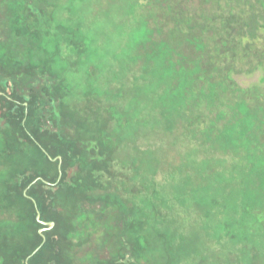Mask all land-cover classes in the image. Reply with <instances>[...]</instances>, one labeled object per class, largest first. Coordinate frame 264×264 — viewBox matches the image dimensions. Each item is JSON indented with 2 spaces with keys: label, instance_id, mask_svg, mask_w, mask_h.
<instances>
[{
  "label": "trees",
  "instance_id": "16d2710c",
  "mask_svg": "<svg viewBox=\"0 0 264 264\" xmlns=\"http://www.w3.org/2000/svg\"><path fill=\"white\" fill-rule=\"evenodd\" d=\"M0 264H264V0H0Z\"/></svg>",
  "mask_w": 264,
  "mask_h": 264
},
{
  "label": "water",
  "instance_id": "95a60500",
  "mask_svg": "<svg viewBox=\"0 0 264 264\" xmlns=\"http://www.w3.org/2000/svg\"><path fill=\"white\" fill-rule=\"evenodd\" d=\"M60 167H61V165H60ZM45 225H51V227H52V226H54V223H50V224L45 223ZM43 230L44 229L41 230V233L43 232Z\"/></svg>",
  "mask_w": 264,
  "mask_h": 264
}]
</instances>
